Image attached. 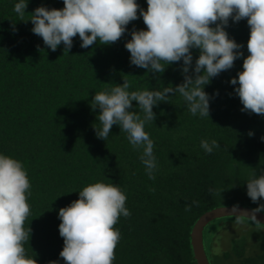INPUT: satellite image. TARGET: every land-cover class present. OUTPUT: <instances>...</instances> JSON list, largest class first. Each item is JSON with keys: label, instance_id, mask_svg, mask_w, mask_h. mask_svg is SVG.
Segmentation results:
<instances>
[{"label": "trees", "instance_id": "obj_1", "mask_svg": "<svg viewBox=\"0 0 264 264\" xmlns=\"http://www.w3.org/2000/svg\"><path fill=\"white\" fill-rule=\"evenodd\" d=\"M18 2L0 0V154L20 161L31 184L24 225L31 229L24 244L28 257L37 264H65L59 255L64 246L59 210L96 182L118 186L131 213L115 225L120 240L113 264H196L190 231L202 213L230 204L264 205V198L253 202L247 195V182L264 175V115L242 111L235 92L239 84L230 83L249 55L246 19H230L225 27L243 55L204 86L209 117L193 116L179 93H169L167 102L153 107L156 118L145 124L154 143L153 180L140 159L143 147L134 149L118 125L106 141L97 137L100 110L91 103L95 93L124 80L130 92L175 88L184 82L183 60L165 65L163 73L130 63L125 44L133 30H147L139 13L113 44L97 41L82 48L77 35L69 52L63 43L52 51L32 32L31 14L41 6L62 9L63 0H28L22 19L14 12ZM137 3L147 10V0ZM191 54L188 75L194 77L200 50L193 48ZM132 103L131 110L143 117ZM202 140H216L220 147L208 154ZM186 205H192L191 211H185ZM247 246L244 237L232 238L216 264H264V241L251 253Z\"/></svg>", "mask_w": 264, "mask_h": 264}, {"label": "clouds", "instance_id": "obj_2", "mask_svg": "<svg viewBox=\"0 0 264 264\" xmlns=\"http://www.w3.org/2000/svg\"><path fill=\"white\" fill-rule=\"evenodd\" d=\"M28 0H19L14 12L23 18ZM62 9L37 7L31 14L32 32L44 44L56 51L63 43L65 51L73 46L77 35L82 48L100 42L110 45L126 32L127 25L142 16L147 30H133L125 44L130 52V63L150 72L163 73L165 65L183 60L184 82L162 91H128L130 84L95 93L91 106L99 108L98 138L107 140L113 125H118L134 149L143 147L140 156L149 179H155L157 168L153 153L154 143L145 131V124L155 120L153 107L167 102L169 93H179L187 102L193 116L209 117V95L204 86L221 72L231 69L242 45L230 39L225 27L229 20H247L250 28L243 71L232 78L243 105L242 111L264 115V0H147V10L137 0H63ZM139 13V16H138ZM215 25V27H212ZM200 50L195 61V76L188 75L192 65L191 49ZM137 102L143 117L132 111ZM249 135H252L250 132ZM264 139V138H262ZM208 154L220 145L216 140L201 141ZM31 187L22 163L0 154V264H37L26 254L25 242L31 229H25L30 215L28 203ZM247 195L253 202L264 198V175L247 182ZM127 197L115 184L96 182L79 191V199L59 210V234L64 240L60 257L65 264H113L120 233L115 228L120 216L131 215L125 207ZM193 204L198 205L197 201ZM186 205L185 211H191ZM250 216L256 220V212ZM237 223L245 215H237ZM249 218V217H247ZM56 264V262H51Z\"/></svg>", "mask_w": 264, "mask_h": 264}, {"label": "rangeland", "instance_id": "obj_3", "mask_svg": "<svg viewBox=\"0 0 264 264\" xmlns=\"http://www.w3.org/2000/svg\"><path fill=\"white\" fill-rule=\"evenodd\" d=\"M241 237L247 240L248 253L254 252L257 243L264 241V226L243 220L237 223V219L232 216L206 223L203 228V243L209 261L216 264V256L229 249L231 239Z\"/></svg>", "mask_w": 264, "mask_h": 264}, {"label": "water", "instance_id": "obj_4", "mask_svg": "<svg viewBox=\"0 0 264 264\" xmlns=\"http://www.w3.org/2000/svg\"><path fill=\"white\" fill-rule=\"evenodd\" d=\"M254 208H250L247 206L230 204L219 207H213L210 210L202 213L190 231V243L192 248V254L196 264H211L206 253L205 247L203 243V232L205 224L210 222L211 220L237 216V215H245L246 217H242L245 219H250V216L253 214ZM256 220L255 222L264 226V212H256ZM249 217V218H247ZM237 218V217H236ZM251 220V219H250Z\"/></svg>", "mask_w": 264, "mask_h": 264}]
</instances>
